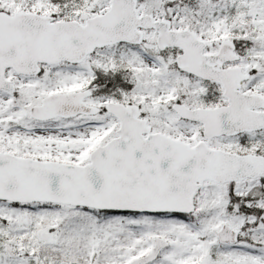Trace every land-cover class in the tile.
Segmentation results:
<instances>
[{
  "label": "snow or ice",
  "instance_id": "6c2138e0",
  "mask_svg": "<svg viewBox=\"0 0 264 264\" xmlns=\"http://www.w3.org/2000/svg\"><path fill=\"white\" fill-rule=\"evenodd\" d=\"M0 264H264V0H0Z\"/></svg>",
  "mask_w": 264,
  "mask_h": 264
},
{
  "label": "flooded vegetation",
  "instance_id": "af4514ba",
  "mask_svg": "<svg viewBox=\"0 0 264 264\" xmlns=\"http://www.w3.org/2000/svg\"><path fill=\"white\" fill-rule=\"evenodd\" d=\"M112 77L108 76L105 77L103 74L98 75V81H103L104 83V88L105 89H110L112 87V84L116 81H118V76L114 78V80H111Z\"/></svg>",
  "mask_w": 264,
  "mask_h": 264
}]
</instances>
